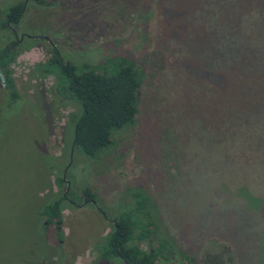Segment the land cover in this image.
<instances>
[{"label": "trees", "instance_id": "16d2710c", "mask_svg": "<svg viewBox=\"0 0 264 264\" xmlns=\"http://www.w3.org/2000/svg\"><path fill=\"white\" fill-rule=\"evenodd\" d=\"M32 1L44 8L53 5L46 0ZM136 1L140 8L144 0ZM145 1V9L154 6L159 27L154 48L160 51L157 55L161 64L152 73L147 75L135 61L113 54L97 62L82 60L74 65L50 45L43 60L33 67L41 79L50 78V97L58 105L71 107L65 119L72 124L66 141L71 158L81 154L83 160L97 161L114 144L115 132L134 124L140 108L146 128L139 143H144L147 132L160 127L174 124L177 131L190 130V139L182 141H190L194 147H184L186 153L193 154L189 161L194 170L183 168L185 161L180 167L176 157L167 154L168 146L162 149L158 137L150 138L159 153L149 152L144 169L146 177L156 183L155 192L138 184L126 185L123 195L127 201L112 206L100 205L88 185L67 191L63 188L65 176L58 174L64 155L43 157L56 190L49 186L45 199L35 197L37 230L45 237L47 226L58 228L65 209L94 206L108 230L91 245L92 264H195L196 254L191 251L200 249L205 240L221 236L204 228L185 242L172 229L179 227L163 219L157 200L165 197L170 201L168 216L172 219L174 200L179 198L175 192L178 182L190 187L208 209L219 211L234 200L240 201L246 211L264 204V0ZM2 2L0 104L9 108L24 99L11 70L24 49L12 37L9 26H18L25 3L20 0L2 8ZM149 81L156 89L141 102L140 91ZM157 110L159 117L172 110L176 113L170 114L165 123L159 117L153 122ZM71 161H67L68 166ZM200 163L204 165L196 169ZM238 192L240 197H234ZM251 197L257 203L250 201ZM217 213L209 217L216 219ZM41 218L43 223L39 225ZM54 232L56 240L62 239L61 233ZM232 252L230 245L221 246L216 253L203 250L200 263L231 264Z\"/></svg>", "mask_w": 264, "mask_h": 264}, {"label": "rangeland", "instance_id": "374dc122", "mask_svg": "<svg viewBox=\"0 0 264 264\" xmlns=\"http://www.w3.org/2000/svg\"><path fill=\"white\" fill-rule=\"evenodd\" d=\"M2 1V8H5L20 0ZM46 1L53 5L44 8L32 0L25 2L17 33L48 38L63 60L75 65L82 60L97 62L106 55H122L143 66L147 75L161 64L157 55L160 51L154 48L159 28L156 11L153 5L145 9V0L140 8L136 0ZM29 37L19 43L24 50L11 65L14 83L24 99L9 108L0 104V264H92L91 245L108 230L106 221L94 206L86 204L74 210L65 209L58 228L47 226L43 231L45 237L37 230L33 213L35 197L45 199L52 186V177L47 176L49 164L43 157L64 155L58 174L65 176L63 188L67 191L88 185L95 191L100 205L112 206L117 201H127L123 195L126 185L138 184L155 192L156 183L146 177L144 169L149 152L159 153L150 138L157 140L158 137L161 148L168 146L167 154L175 156L180 167L185 161L183 168L194 170L193 162L189 161L193 154L186 153L184 148L193 145L190 141H182L189 138L190 130L178 128L177 131L174 124L160 127L155 132H147L144 143H139L146 128L145 114L140 108L134 124L116 131L114 144L97 161L83 160L81 154V157H69L66 141L72 124L65 119L71 107L58 105L50 97V78L41 79L36 67L33 68L43 60L49 44ZM150 84L149 81L140 91L141 102L156 89ZM159 113V110L155 112L153 122ZM175 113L172 110L166 115L160 114L158 120L165 123L168 116ZM149 116H152L150 112ZM71 159L68 166L67 161ZM202 165L200 163L196 169ZM52 190L56 188L52 186ZM191 190L178 182L175 192L179 198L174 200L172 219L168 216L170 201L168 203L164 197L157 203L163 219L179 227L182 233H178L176 226L172 229L185 242L195 238L204 228L216 231V236L225 239L205 240L200 249L191 251L196 254L195 264H204L200 263L203 250L216 253L225 245H230L233 251L231 264H264V204L246 211L240 201L234 200L229 207L217 211L202 205L200 197ZM196 192L201 193L199 188ZM234 197L239 198L240 193ZM249 200L257 203L252 197ZM214 212H218V218L211 219L209 216ZM204 215L208 220L205 223ZM42 223L41 218L38 224ZM54 231L61 233L62 239L56 240ZM185 242L181 239L183 247Z\"/></svg>", "mask_w": 264, "mask_h": 264}, {"label": "flooded vegetation", "instance_id": "af4514ba", "mask_svg": "<svg viewBox=\"0 0 264 264\" xmlns=\"http://www.w3.org/2000/svg\"><path fill=\"white\" fill-rule=\"evenodd\" d=\"M27 0H24V3L26 2ZM17 27L18 26H14V27H12V26H9V28H10V30H11V32H12V37L13 38H15L16 39V41L18 42V43H20L22 40H23V38L24 37H29V36H27L25 33H23V32H19V33H17ZM30 39H32V38H40L41 39V41H44V42H46L47 44H49L50 46H53L52 44H51V40H49V41H47L46 39H45V37H43V36H38V37H29Z\"/></svg>", "mask_w": 264, "mask_h": 264}, {"label": "water", "instance_id": "95a60500", "mask_svg": "<svg viewBox=\"0 0 264 264\" xmlns=\"http://www.w3.org/2000/svg\"><path fill=\"white\" fill-rule=\"evenodd\" d=\"M45 39H46L47 41H49V39H48V38H46V37H45Z\"/></svg>", "mask_w": 264, "mask_h": 264}]
</instances>
